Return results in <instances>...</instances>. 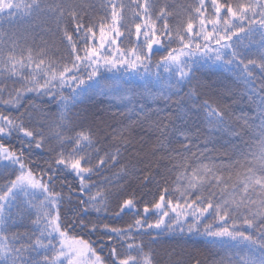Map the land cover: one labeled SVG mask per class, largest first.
<instances>
[{
	"label": "snow or ice",
	"instance_id": "snow-or-ice-1",
	"mask_svg": "<svg viewBox=\"0 0 264 264\" xmlns=\"http://www.w3.org/2000/svg\"><path fill=\"white\" fill-rule=\"evenodd\" d=\"M97 8L102 16L96 15ZM125 40L132 46L121 48ZM154 46L167 55L153 61ZM204 66L229 68L243 83L252 115L237 119L243 120L251 143L235 132L244 147L228 160L206 156L207 148L193 144L196 121L228 128L233 119L227 106L202 100L199 88L206 86L198 84L176 104L175 118H168L174 138L185 142L168 153L167 159L175 161L171 167L161 173L157 165V180L149 165L137 177L142 187L92 194V177L120 163L126 141L107 145L100 136L103 128L85 127L89 115L73 112L83 97L112 94L131 103L135 82L142 81L149 95L159 87V95L170 100L198 80L196 73ZM8 80L19 87H9ZM44 97L60 109L50 124L39 119H50L49 113L34 103ZM0 109V173L8 177L0 187V264H157L150 245L161 236L185 234L233 250L227 261L212 264H264V0H193L182 13L156 0H104L99 5L0 0ZM168 127L162 126L161 135H167ZM51 140L56 144L48 155L55 156L45 167L37 152L43 153ZM160 149L167 150L163 141ZM65 171L79 179V194L85 196L70 209L74 220L61 218L64 197L55 191ZM132 171L114 175L130 177ZM153 182L155 192L148 189ZM113 195L114 217H134L126 227L101 226L88 218L90 209L107 213ZM24 219L34 233L10 232ZM105 247L108 252L101 256Z\"/></svg>",
	"mask_w": 264,
	"mask_h": 264
},
{
	"label": "trees",
	"instance_id": "trees-1",
	"mask_svg": "<svg viewBox=\"0 0 264 264\" xmlns=\"http://www.w3.org/2000/svg\"><path fill=\"white\" fill-rule=\"evenodd\" d=\"M88 2L99 5L104 0H88ZM125 2L127 3L128 0H125ZM151 2L152 0H150ZM192 2L193 0H156L158 5H166L168 10L174 13H182L183 6ZM96 15L102 16L103 13L97 8ZM173 23V19L169 18V24L172 25ZM157 27H159V23ZM125 45L132 46L125 40L124 43L120 44V47L123 48ZM171 47L177 48L179 45L173 44ZM165 55H167L166 51H155L154 46L153 61H157ZM196 75L198 80H194L190 86H185L180 96L172 95L170 100H166L159 95V87H152L154 95H149L143 90L142 81L135 82V94L132 96L131 103L128 99H120L112 94H95L83 97V102L78 104L73 112H85L89 115L85 127L103 128L104 131L100 132V136L106 138L105 143L107 145L116 143L117 146H120L119 142L121 140L126 141V145L121 147L120 163L110 168V170L102 171L92 177L90 183L96 185L92 189V194H95L98 190L115 194L121 187L127 188L128 185H131L133 189L142 187L137 177L146 174L149 165L152 166V175L156 176L157 180L159 179V175L155 170L157 165L161 173L164 172L165 168L171 167L175 161L167 159L168 153L172 149H181L185 142L178 137L174 138V129L168 118H175L178 111L176 104L183 103L181 97L184 93L188 91L189 87L196 89L198 84L206 86L199 88V91L203 93L201 99L208 100L210 103L222 108L227 106V110L231 113L233 119L231 121L232 127L228 128H211L203 121H196L194 131L197 132V136L194 138L193 144L198 145L201 150L207 148L208 151L205 155L209 157L226 160L236 158L239 148L244 147V145L235 135V132H241L242 134L247 132L243 128V120L237 118L242 117L244 114L252 115L250 111L252 105L248 93L243 83L229 68L204 66L197 71ZM161 77L162 82L166 83V74L161 72ZM6 83L9 87H19V83L13 80H8ZM65 95L67 96L69 93L65 92ZM48 101L49 98L44 97L34 100V103L39 106L40 110L49 113L50 119L48 117H39V119L50 124L57 119L60 109L57 106L58 102L49 103ZM29 111L36 115V110L30 108ZM163 125H169L167 135H161ZM56 130L53 127L52 131ZM77 130L79 131V129ZM44 131L47 135L49 128L44 126ZM243 139L251 143L253 138L244 134ZM170 140L173 142L169 143ZM161 141L166 145L167 150L160 149ZM55 144L56 142L51 140L48 145H45L43 153L37 152L38 156L42 155V159L39 160L41 165L46 167L45 162L51 163L55 153L50 157L48 148L55 146ZM251 147L253 150L256 149L254 144ZM192 151L196 152L197 148L193 147ZM161 156H164L165 159L161 160ZM33 159L35 160V157ZM133 168L136 171H132ZM122 169L132 171L131 176L117 178L114 174L121 173ZM173 178V175L170 174L169 181L171 182ZM7 179L8 177L0 173V187L7 182ZM79 183V179L70 171L61 173L59 179L55 181V191L61 193L64 197L63 207L61 208L62 219L74 220L75 216L70 209L77 207L76 202L78 200L85 199L83 194H79ZM148 189L155 192V182L149 184ZM39 199L42 200V197ZM146 199H151V197H146ZM109 202L110 206L107 213L97 214L90 209L88 218L101 226L108 224L111 227H126L127 224L132 222L134 218L132 213L123 215V219L114 217V213L117 211L114 195L109 197ZM38 203L39 201H37ZM137 207L142 209L143 205L138 204ZM32 219H35V217L33 216ZM35 231L28 219L18 220L16 227L10 230V232H27L30 234ZM84 238L90 241L97 239L96 236H85ZM104 239L107 240V237H104ZM147 239L145 237L146 242ZM158 241V243L150 245L157 264H172L174 261H180L181 264H194V259H199L200 264H212L213 260L224 258L227 261L229 256L234 255L231 249H221L210 245L207 238L202 235L185 234L183 238L165 235L158 237ZM107 252L108 248L105 247L104 252L100 255L106 256Z\"/></svg>",
	"mask_w": 264,
	"mask_h": 264
}]
</instances>
